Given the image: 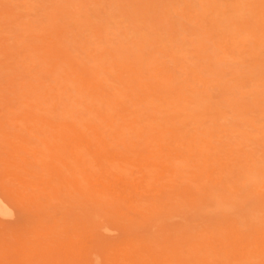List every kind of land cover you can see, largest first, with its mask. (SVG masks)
Instances as JSON below:
<instances>
[{"label":"rangeland","instance_id":"1","mask_svg":"<svg viewBox=\"0 0 264 264\" xmlns=\"http://www.w3.org/2000/svg\"><path fill=\"white\" fill-rule=\"evenodd\" d=\"M2 18L0 264H260L264 0Z\"/></svg>","mask_w":264,"mask_h":264},{"label":"bare ground","instance_id":"2","mask_svg":"<svg viewBox=\"0 0 264 264\" xmlns=\"http://www.w3.org/2000/svg\"><path fill=\"white\" fill-rule=\"evenodd\" d=\"M6 19H7V16H6ZM0 25H2V26L5 25V22L3 21V18H2V20L0 19ZM1 57L2 56L0 54V60H1ZM38 123H40L42 125L41 122H38ZM66 166H68V165H66ZM67 168H68V170H71L73 172V169H71L70 167H67ZM66 181L69 182L70 179H67ZM75 185H78V183H75ZM9 214L11 215V208L8 207L5 198L0 193V216H7ZM256 246H258L257 247V251H259V253H261V257H258V258L261 259L260 264H264V253H262V251H264L263 247H260L259 245H256ZM248 253H249V251H248Z\"/></svg>","mask_w":264,"mask_h":264}]
</instances>
